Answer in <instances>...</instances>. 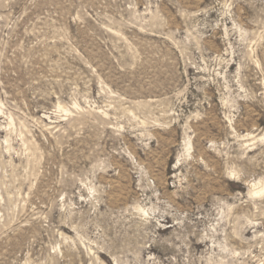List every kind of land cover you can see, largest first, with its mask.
Listing matches in <instances>:
<instances>
[{
	"label": "rangeland",
	"instance_id": "1",
	"mask_svg": "<svg viewBox=\"0 0 264 264\" xmlns=\"http://www.w3.org/2000/svg\"><path fill=\"white\" fill-rule=\"evenodd\" d=\"M0 264H264V0H0Z\"/></svg>",
	"mask_w": 264,
	"mask_h": 264
}]
</instances>
